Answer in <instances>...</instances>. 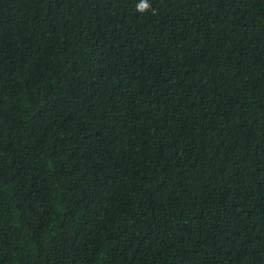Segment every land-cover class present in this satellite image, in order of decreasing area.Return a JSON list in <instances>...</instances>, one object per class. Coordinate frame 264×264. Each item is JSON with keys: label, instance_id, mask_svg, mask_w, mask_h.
<instances>
[{"label": "trees", "instance_id": "trees-1", "mask_svg": "<svg viewBox=\"0 0 264 264\" xmlns=\"http://www.w3.org/2000/svg\"><path fill=\"white\" fill-rule=\"evenodd\" d=\"M0 0V264H264V0Z\"/></svg>", "mask_w": 264, "mask_h": 264}, {"label": "clouds", "instance_id": "clouds-1", "mask_svg": "<svg viewBox=\"0 0 264 264\" xmlns=\"http://www.w3.org/2000/svg\"><path fill=\"white\" fill-rule=\"evenodd\" d=\"M149 7L147 0H140V3L137 5V10L140 12H144Z\"/></svg>", "mask_w": 264, "mask_h": 264}]
</instances>
